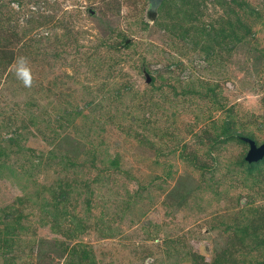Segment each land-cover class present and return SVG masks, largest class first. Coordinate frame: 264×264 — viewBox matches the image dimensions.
<instances>
[{
    "label": "rangeland",
    "instance_id": "obj_1",
    "mask_svg": "<svg viewBox=\"0 0 264 264\" xmlns=\"http://www.w3.org/2000/svg\"><path fill=\"white\" fill-rule=\"evenodd\" d=\"M148 7L0 0V264H264V0Z\"/></svg>",
    "mask_w": 264,
    "mask_h": 264
},
{
    "label": "water",
    "instance_id": "obj_2",
    "mask_svg": "<svg viewBox=\"0 0 264 264\" xmlns=\"http://www.w3.org/2000/svg\"><path fill=\"white\" fill-rule=\"evenodd\" d=\"M161 2L162 0H149L148 14L152 20H155L158 13V6ZM145 76L146 82H149V75L145 73ZM241 138L249 145L248 151L244 157L248 163L258 162L264 158V142L257 144L252 138L246 136H242Z\"/></svg>",
    "mask_w": 264,
    "mask_h": 264
},
{
    "label": "clouds",
    "instance_id": "obj_3",
    "mask_svg": "<svg viewBox=\"0 0 264 264\" xmlns=\"http://www.w3.org/2000/svg\"><path fill=\"white\" fill-rule=\"evenodd\" d=\"M15 75L25 87L30 88L33 85V74L30 67V62L27 57H18L15 61Z\"/></svg>",
    "mask_w": 264,
    "mask_h": 264
},
{
    "label": "trees",
    "instance_id": "obj_4",
    "mask_svg": "<svg viewBox=\"0 0 264 264\" xmlns=\"http://www.w3.org/2000/svg\"><path fill=\"white\" fill-rule=\"evenodd\" d=\"M164 2H165V0H162V2L160 3V5L158 6V10H157V12L159 11V8L164 4ZM226 127L227 126H223L222 127V131H223V135H224V133H226ZM236 136L238 137V138H240L241 140H243L241 137H240V135H238V134H236ZM244 141V140H243ZM245 159V158H244ZM245 162H246V165L247 166H249V167H253V165H255L257 162H251V163H248L246 160H245ZM259 162V161H258Z\"/></svg>",
    "mask_w": 264,
    "mask_h": 264
}]
</instances>
